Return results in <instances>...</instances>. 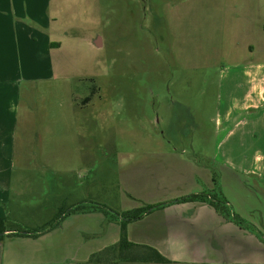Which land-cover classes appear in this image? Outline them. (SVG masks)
I'll use <instances>...</instances> for the list:
<instances>
[{
  "label": "rangeland",
  "instance_id": "rangeland-1",
  "mask_svg": "<svg viewBox=\"0 0 264 264\" xmlns=\"http://www.w3.org/2000/svg\"><path fill=\"white\" fill-rule=\"evenodd\" d=\"M59 1L57 32L53 29L62 43L56 55L59 76L22 87L16 150L32 152L26 163L39 151L37 136L31 142L21 140L28 136L23 121L24 109L30 108L39 124H69L71 155L55 159V165L76 170L67 182L74 197L82 181V199L117 212L200 189L224 199L220 86L231 67L229 51H244L245 36L251 39L245 25L252 24L257 3L230 0L239 11L227 13L226 0ZM85 95L92 98L85 113L97 116L96 135L76 157L72 102ZM201 167L211 177L194 181ZM251 184L254 188L247 191L229 180L226 195L234 205L230 209L247 224L259 221L264 235V188ZM102 212L93 216L101 218ZM26 218L8 221L28 228L32 224ZM97 220L83 222L100 233L90 237L93 242L107 236V227Z\"/></svg>",
  "mask_w": 264,
  "mask_h": 264
},
{
  "label": "crops",
  "instance_id": "crops-1",
  "mask_svg": "<svg viewBox=\"0 0 264 264\" xmlns=\"http://www.w3.org/2000/svg\"><path fill=\"white\" fill-rule=\"evenodd\" d=\"M253 1L257 3L255 17L252 24L245 25L252 31L251 39L248 41L245 36L244 51H229L227 62L231 67L220 86L221 193L229 209L234 205L226 195L227 181L237 182L247 191L254 188L251 182L264 188V0ZM59 6V0H0V217L17 222L27 217L32 225L24 229L45 228L36 236L1 239L0 264L85 262L93 253L117 243L121 236V218L105 212L101 218L93 216L101 211L93 210V201L82 199L84 183L77 186L78 197L72 195L74 189L71 191L68 186L76 170L55 165V159L71 155L66 121L45 120L39 124L33 120L31 109H24L28 136L21 140L31 142L37 136L39 151L27 164L26 154L32 152L16 150L23 85L29 88L38 81L59 76L56 55L62 43L58 44L55 34ZM226 7L227 13L239 11L237 5H230V0H226ZM73 100V137L79 142L74 154L79 157L96 135L93 122L97 116L85 113L92 102L89 95L83 96L81 102L78 96ZM198 170L201 173H195L194 181L200 180L201 175H209L210 179L207 168ZM202 192L200 189L197 193ZM182 197L156 203L169 202L131 221L127 227L131 241L155 247L169 261L119 264H264V235L259 221L247 224L230 209L232 216L242 220L239 223L220 214L209 202L177 201ZM79 202H85L88 211L67 214ZM150 204L155 203L147 205ZM59 218L60 223L50 229L48 226ZM94 218L107 227L103 241H91V236L100 233L83 225Z\"/></svg>",
  "mask_w": 264,
  "mask_h": 264
},
{
  "label": "trees",
  "instance_id": "trees-1",
  "mask_svg": "<svg viewBox=\"0 0 264 264\" xmlns=\"http://www.w3.org/2000/svg\"><path fill=\"white\" fill-rule=\"evenodd\" d=\"M219 200L216 195H213L209 192H202V193H192L182 198H179L177 201H205L209 202L213 205L216 210L224 215L225 217L234 219L235 221L241 223L237 216L231 214V211L227 205L228 201L225 199ZM169 202L156 204V205H146L141 208H137L134 210H128L122 213L111 211L107 209V207L95 203L93 210H100L109 214L111 216H115L117 218H121V236L120 240L112 245H109L102 250H99L91 255L89 260L85 262H77L75 264H119L121 262H159L164 263L168 262L169 259L164 256L158 249L153 246L146 245V244H139L131 241L128 237L127 227L128 224L136 219H139L144 214L150 212L152 209L156 207H160L162 205H166ZM87 204L79 203L73 209L67 212H86ZM60 223V218L51 223L48 227L50 229L56 227ZM42 231H45V228H40L37 230H27L21 227H14L9 224L7 217H0V240L6 236H36L40 234Z\"/></svg>",
  "mask_w": 264,
  "mask_h": 264
}]
</instances>
